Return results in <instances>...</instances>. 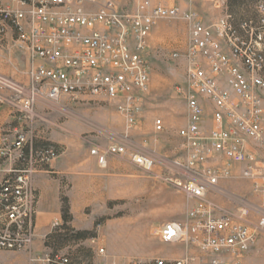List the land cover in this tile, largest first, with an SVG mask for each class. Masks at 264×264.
I'll return each instance as SVG.
<instances>
[{
  "label": "built area",
  "instance_id": "1",
  "mask_svg": "<svg viewBox=\"0 0 264 264\" xmlns=\"http://www.w3.org/2000/svg\"><path fill=\"white\" fill-rule=\"evenodd\" d=\"M136 3L128 10L118 0H0V42L14 39L33 61L43 62L29 68L28 85L0 73V90L11 92V102L33 120L39 105L66 117L67 103L81 102L113 104L124 116L120 140L93 144L90 155L102 169L111 158L125 159L187 201L182 221L155 228L161 243L181 246L185 255L145 264H245V254L264 236V18L256 26L235 23L226 14L206 25L193 11L155 0ZM179 18L189 22L190 31L184 54L187 88L178 90L186 101L187 124L178 132L186 153L158 158L130 131L150 86L148 40L160 20ZM155 129L164 130L162 119ZM62 154L54 146L36 147L32 130L19 131L12 143L0 139V252L33 254L40 201L34 178ZM218 159L242 166L241 176L252 182L259 202L239 198L236 212H229L211 197L224 196L221 180L233 177L230 167L213 166ZM30 263L83 264L61 252L32 255Z\"/></svg>",
  "mask_w": 264,
  "mask_h": 264
},
{
  "label": "rangeland",
  "instance_id": "2",
  "mask_svg": "<svg viewBox=\"0 0 264 264\" xmlns=\"http://www.w3.org/2000/svg\"><path fill=\"white\" fill-rule=\"evenodd\" d=\"M224 1L155 0L166 7H177L183 13L196 12L206 25L214 23L226 14L232 15L235 23L246 18L254 20L256 24L264 18V0H226L230 6L229 10L222 4ZM118 2L128 10L134 9L137 4L136 0ZM189 34V22L184 19L160 20L149 38L151 41L148 40L146 58L151 68L150 86L141 102V111L135 126L137 134L131 137L158 158L175 159L183 157L186 153L184 142L178 135L185 123L176 128L167 126L162 132H156L155 121L163 119L165 114L174 122H184L187 118L186 101L178 90L187 88V61L184 54ZM174 54H179V57H174ZM67 106L68 115L62 119L68 125L69 141L64 145L48 144L61 149L63 154L46 169L59 172L49 175L56 183L50 187L46 199L52 210L60 214L62 219L47 239H44L43 235L39 237L36 232L33 254L25 251H3L0 252V264H31L32 255L58 252L77 258L80 262L81 257H84L93 263L95 253H99V249L105 246L104 241L111 243V251L120 250L126 254L118 255L117 258L128 257L145 264L164 257L142 261L136 252L170 248V245L158 240L155 228L160 223L173 221L161 217L174 211V206L179 204V193L127 160L111 158V199H102L101 192L95 189L97 185L93 180L95 177L91 168L81 163L90 158V148L93 144L107 146L112 141L110 138L120 140L121 135H124L125 132L120 131L118 111L113 104L108 103H67ZM45 110L47 111V108ZM208 113L211 116V110ZM37 115L39 116L38 113ZM213 166L230 167L233 170V177L221 180L220 183L225 195H211L224 210L236 212L235 201L239 198L251 203L259 202L252 193V182L236 173L234 168L241 167L240 165L231 164L226 159H218L213 162ZM159 170L157 166L155 172ZM75 179L79 180L78 183H74ZM84 198L93 203L87 207H79V210L72 207L73 202ZM182 207L185 214L187 201ZM184 214L179 221L184 219ZM249 219L255 223L257 215L252 213ZM244 258L245 264H264V236L260 237ZM99 260V264H106L104 256Z\"/></svg>",
  "mask_w": 264,
  "mask_h": 264
},
{
  "label": "crops",
  "instance_id": "3",
  "mask_svg": "<svg viewBox=\"0 0 264 264\" xmlns=\"http://www.w3.org/2000/svg\"><path fill=\"white\" fill-rule=\"evenodd\" d=\"M225 6L226 10H229V3L226 0L222 3ZM231 5V4H230ZM243 21H253L246 18L238 20L239 22ZM259 21L254 25H258ZM151 40H149L150 42ZM42 64L40 60L36 59L33 61L30 53L25 49H22L20 45L14 40L9 39L4 42H0V73L4 74L8 77L13 78L14 80L23 83L25 85L29 84L28 70L31 65ZM223 85H225V80L223 79ZM264 96V92L262 93ZM13 99V95L11 92L6 90H0V139H6L8 143H12L16 137V134L21 130H32L34 136V144L36 147L50 146L48 144H67L69 141L68 134V125L62 119L65 117L63 114L56 113L47 108H43L42 106L37 107V113L39 114L38 118L30 119L26 116L24 112H22L19 108H17L11 101ZM42 107V108H41ZM140 114V113H139ZM138 114V117H139ZM119 121L121 122L120 131H126V122L124 116H122L118 112ZM164 127H178L187 124V118L182 121H173L166 114L163 116ZM205 127L209 128L212 126V117L210 113L206 115ZM182 126V127H184ZM181 127V128H182ZM180 128V129H181ZM137 128L134 127L130 131V135H136ZM251 150H254V143H251ZM262 151V150H259ZM90 155V154H89ZM81 165H86L91 168V173L93 175V180L96 182L97 189L101 192L100 197L102 199H111V160H109L108 167L106 169H102L97 160L90 155V158L86 159ZM241 167L234 168L236 173L241 176ZM239 171V172H238ZM55 174L59 172H51L48 170H44L38 173L34 178V186L39 191L40 201L38 207V216H37V230L38 236L41 237L43 235L44 239H47L55 225H57L61 221V215L56 214L55 210H52L50 204L47 201V193L50 187L53 186L56 182L52 181L50 174ZM61 173V172H60ZM242 177V176H241ZM243 178V177H242ZM78 179L74 181V183H78ZM72 182V181H71ZM179 196L177 199L179 200V204L174 206V211L172 213L164 214L161 219L168 220H176L182 219L184 214V209L182 205L186 201V197L182 192H179ZM93 202L87 199H77L73 202L72 207L79 210V207H87L91 205ZM187 212V210H186ZM184 214V217L186 215ZM51 238H48V240ZM45 241V243L48 242ZM105 247H101L105 249V254L101 255L99 253H95V258L93 257V263H90V260L84 257H81L83 264H99V258L105 257L106 264H111V262L115 264H128L131 259L128 257L117 258L116 256H125V253L119 251H111V243L105 242ZM141 245V244H140ZM170 248L166 249H151L148 252H136L137 255H140V259L142 261H148L150 258H155L158 256H164L169 260L180 259L185 255V250L181 246L170 245Z\"/></svg>",
  "mask_w": 264,
  "mask_h": 264
}]
</instances>
